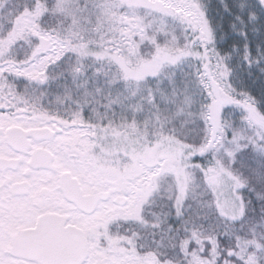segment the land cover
<instances>
[{
    "label": "snow or ice",
    "instance_id": "1",
    "mask_svg": "<svg viewBox=\"0 0 264 264\" xmlns=\"http://www.w3.org/2000/svg\"><path fill=\"white\" fill-rule=\"evenodd\" d=\"M0 264H264V0H0Z\"/></svg>",
    "mask_w": 264,
    "mask_h": 264
}]
</instances>
